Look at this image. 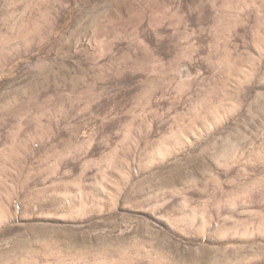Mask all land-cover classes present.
<instances>
[{"label": "rangeland", "instance_id": "rangeland-1", "mask_svg": "<svg viewBox=\"0 0 264 264\" xmlns=\"http://www.w3.org/2000/svg\"><path fill=\"white\" fill-rule=\"evenodd\" d=\"M0 264H264V0H0Z\"/></svg>", "mask_w": 264, "mask_h": 264}]
</instances>
